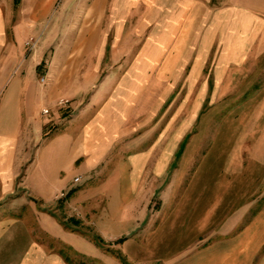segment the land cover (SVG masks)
<instances>
[{
    "label": "crops",
    "instance_id": "1",
    "mask_svg": "<svg viewBox=\"0 0 264 264\" xmlns=\"http://www.w3.org/2000/svg\"><path fill=\"white\" fill-rule=\"evenodd\" d=\"M16 1L22 5L14 21L15 0H0V264H77L70 261L69 253L80 255L81 263L96 258L99 264H121L99 256L93 238L68 229L56 218V210L46 209L60 193L81 182V178L73 182L80 177L76 174L97 167L115 146L121 147L114 156L117 164L109 182L122 178L126 182L124 191L113 195L122 198L125 207L115 227L110 226L114 219L108 215L103 219V234L109 246L111 240L124 236L119 250L128 264H264L263 133L255 138L251 128L233 130L229 163L199 166L176 203L169 198L178 189L179 179L171 180L165 188L167 215L155 229L151 225L140 229L144 230L142 240L136 233L142 212L136 211V202L131 205L130 191L142 193L147 183L154 190L164 164L153 159L156 143L133 151L141 140L122 145L121 139L134 131L132 121L142 112L143 90L173 87V79L189 66L196 44L199 56L206 49L207 31L214 33L213 40L222 41L215 71L251 72L255 64L264 70V19L255 16L254 2L246 0L238 6L240 0H228L225 6L207 10L210 0ZM58 1L62 8L85 11L83 26L73 37L76 41L85 45L92 41L94 20L100 18L102 44L112 30L116 48L126 41L131 46H122L120 52L113 49L112 71L85 102L78 118L69 120L61 133L30 153L25 146L29 126L32 122L40 128L47 126L52 119L43 118V109L58 114V100L67 85H76L78 80L77 69L58 61L49 76L37 80L43 55L27 59L23 54L29 37L37 38L36 45L41 40V32L26 37L31 24L42 23L46 9ZM89 26L91 31L85 34ZM124 55L134 58L121 69L125 74L118 79L114 73L122 67L119 58ZM98 69L87 72L96 75ZM66 170L71 174L67 176ZM117 170L120 177L114 175ZM79 196L84 197L82 192Z\"/></svg>",
    "mask_w": 264,
    "mask_h": 264
},
{
    "label": "rangeland",
    "instance_id": "2",
    "mask_svg": "<svg viewBox=\"0 0 264 264\" xmlns=\"http://www.w3.org/2000/svg\"><path fill=\"white\" fill-rule=\"evenodd\" d=\"M227 1L210 0L207 2V10L225 6ZM245 2L246 0H240L237 5H244ZM252 2L256 6L255 16L264 19V0H252ZM59 3L60 1L53 8L46 9V18L42 23L31 24L26 37L41 32V40L32 50L24 46L23 54L27 59L43 55L45 61L41 60L43 65L40 66L36 76L37 80L46 76L47 73L49 76V70L57 61L68 69H77L78 80L76 85H67L66 93L61 96L62 99H69L70 103L66 106H57L59 107L58 114L50 109L48 113L42 114L43 118L52 119L47 126L42 124L40 128L34 122L29 126V137L26 139L25 146L30 153L38 144L61 133L68 125L69 120L78 118L80 109L91 98L100 82L112 71L111 67L115 63L111 56L113 49L117 47L113 40V31L107 32V39L102 44L100 40L102 36L101 22L100 18H96L93 40L86 45L76 41L73 37L83 26L81 21L85 11L82 8H62L58 6ZM21 5V1L15 0L14 21L18 18ZM35 14L38 15L36 11ZM262 23L264 25V21ZM86 31H91V26L85 29V34ZM213 39L214 33L207 31L206 49L200 50L202 53L200 56L196 41V50L191 55L189 66L177 78L173 79V87L163 85L143 90L142 112L138 119L132 121L134 131L121 138L122 145L130 140L135 142L141 140L140 146L134 148L133 151L156 143L157 148L153 159L159 165L164 164L163 169L159 170L158 183L154 190L150 191L149 187L152 185L147 183L144 184V187L148 189L142 193L139 189L130 191L131 197H133L131 205L136 202L138 204L136 211L142 212V221L136 230L139 240L145 238L144 230L139 232L140 229H147L149 225L155 229L167 215L165 208L167 190L165 188L171 180L176 177L179 179L178 189L174 190L173 195L169 198L170 203H176L197 173L199 166L203 163L226 166L229 163L233 150V130L251 128L255 133V138L258 137V134H264V70L255 64V68L251 72L246 70L233 72V68L232 70L228 68L224 71H215L216 67L219 68L216 66V62L218 63L221 53L220 43L222 41ZM127 44L131 46L126 41L125 43L121 42L116 49L120 52L122 46L125 47ZM99 49L103 51L102 56L99 55ZM133 58L134 55L119 58L122 67L118 72L114 71L118 79L123 78L125 71L121 69H126L127 64ZM97 66H99V71L96 75H90L87 72L88 69H95ZM113 68L115 69V65ZM70 104L73 105L72 108H70ZM61 144H65V142H61ZM118 147L121 146H115L109 156L88 173L76 174L80 175L81 182L73 184L72 190L60 193L54 204L46 206V209L49 212L56 210V218L68 229L93 238L95 252L99 256H108L113 261L121 262V257L127 260V257L119 250V245L122 242L120 239L124 236H118L111 240V246H109V240L105 238L106 234H103L105 225L103 219L108 215L114 219L110 226L114 225L113 227H115L116 223L114 222L125 207L124 200L115 198L113 195H117V192L120 193V191L123 192L126 182L123 178L121 181L116 179L117 181L114 183L109 182V177L117 164L114 156ZM170 149H173L171 154ZM151 170H153L152 167ZM23 171L16 180L22 177ZM70 174L71 172L66 170V175ZM114 175L120 177L119 170ZM75 191L79 194L82 192L84 197L76 195ZM144 211H146V215ZM133 235L134 232L129 236L133 237ZM95 236L101 240H95ZM69 254L71 262L86 264L85 262L81 263L80 255ZM87 264L99 263L95 258L94 262Z\"/></svg>",
    "mask_w": 264,
    "mask_h": 264
},
{
    "label": "built area",
    "instance_id": "3",
    "mask_svg": "<svg viewBox=\"0 0 264 264\" xmlns=\"http://www.w3.org/2000/svg\"><path fill=\"white\" fill-rule=\"evenodd\" d=\"M37 44V38L35 37H29L26 41H25V45L28 47V49L32 50L35 48ZM41 80H44V77L41 78ZM68 103H70L69 99H59L58 100V105L60 106H66ZM43 113H47L48 109H43L42 111ZM80 181V177H75L74 178V182H79Z\"/></svg>",
    "mask_w": 264,
    "mask_h": 264
},
{
    "label": "trees",
    "instance_id": "4",
    "mask_svg": "<svg viewBox=\"0 0 264 264\" xmlns=\"http://www.w3.org/2000/svg\"><path fill=\"white\" fill-rule=\"evenodd\" d=\"M74 222H76V221H74ZM94 239L95 240L96 239L101 240L98 236H95ZM121 261L123 262V264H128L127 261L123 257H121Z\"/></svg>",
    "mask_w": 264,
    "mask_h": 264
}]
</instances>
